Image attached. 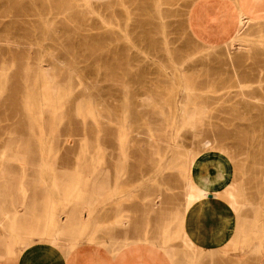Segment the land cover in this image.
Returning <instances> with one entry per match:
<instances>
[{
  "label": "rangeland",
  "instance_id": "obj_1",
  "mask_svg": "<svg viewBox=\"0 0 264 264\" xmlns=\"http://www.w3.org/2000/svg\"><path fill=\"white\" fill-rule=\"evenodd\" d=\"M235 33L223 0H0V227L13 218L0 239L31 243L19 218L42 191L46 227L57 207L67 217L52 243L264 264V20ZM210 156L229 162L237 227L205 251L184 216L206 196L192 171Z\"/></svg>",
  "mask_w": 264,
  "mask_h": 264
},
{
  "label": "crops",
  "instance_id": "obj_2",
  "mask_svg": "<svg viewBox=\"0 0 264 264\" xmlns=\"http://www.w3.org/2000/svg\"><path fill=\"white\" fill-rule=\"evenodd\" d=\"M252 2L253 0H244V5L241 6L236 0H223L226 13L231 24L234 25V32H236L233 37L237 34L238 23L242 16L254 20L263 18L264 12L259 16L254 14ZM189 18L188 14L186 26L192 39L199 44L207 45L195 34ZM199 160L193 168L192 177L199 186L206 190V196L192 203L186 211L184 230L193 243L203 250H220L232 240L237 227V216L234 209L221 196L232 178V172L228 168L229 162L221 157L210 156L204 159L199 158ZM216 164H220L221 169L216 168ZM41 192L35 198L36 205L21 209L19 218L22 223L21 228H23L20 229L21 232H26L29 230L30 224L33 225L34 235L31 243L25 246H16L12 243L13 245L10 246V242L4 236L3 239H0V264H178V260L176 262L173 257L181 256L182 249L179 248L173 252L174 250H166L161 247L159 243L152 245L137 242L118 249L111 243L81 241L71 247L67 236H62L60 241L52 243L47 235L56 231L59 227L57 225H63L67 217L62 209H59L60 207H57L59 210H53V212L51 210L49 214L54 216L55 226L47 228L45 224L47 213L46 207L42 203ZM13 211L11 208L10 212ZM26 213L30 215L28 218L30 221L26 220L25 222L24 215ZM71 213H75L79 219V210ZM11 220L13 218L8 217L3 222V226L12 225ZM3 226L0 227V230L4 229ZM159 240L160 238H158Z\"/></svg>",
  "mask_w": 264,
  "mask_h": 264
},
{
  "label": "bare ground",
  "instance_id": "obj_3",
  "mask_svg": "<svg viewBox=\"0 0 264 264\" xmlns=\"http://www.w3.org/2000/svg\"><path fill=\"white\" fill-rule=\"evenodd\" d=\"M238 3H242L244 0H236ZM258 0H253V2H252V10L254 11V14L255 15H257V16H259L261 13L260 12H256V9H257V7H260V6H257L258 5ZM263 2V1H262ZM226 4V3H225ZM243 4H244V2H243ZM260 4V3H259ZM242 5V4H241ZM225 6V5H224ZM232 8V7H231ZM230 8V9H231ZM229 10V9H228ZM242 12V11H241ZM229 13V12H228ZM233 13V12H232ZM240 15H241V13H240ZM260 20H264V15H263V18H261ZM259 19H257V20H254L253 18H246V17H241L240 18V20H239V23H238V29H237V32H240L247 24H249L250 22H253V21H260ZM237 21H238V19H237ZM236 23V22H235ZM260 26V25H259ZM236 27V26H235ZM238 41V40H237ZM240 41V40H239ZM241 41H244V39H241ZM247 42V41H246ZM252 42H253V40H252ZM254 42H256V40L254 41ZM258 42L259 43H262V42H264V34L263 35H260L259 37H258ZM231 43V42H230ZM242 43V42H241ZM232 44V43H231ZM233 45V44H232ZM234 46V45H233ZM213 47V46H212ZM263 83H262V81H261V85H262ZM262 89H264V87H261ZM224 91V90H223ZM211 92V91H210ZM223 94H225V93H223ZM245 94H247V93H245ZM248 95H255V96H257L258 95V93L257 92H248ZM220 96V95H219ZM243 96V95H242ZM221 97H223V96H221ZM209 99V98H208ZM227 102V101H226ZM224 104V103H223ZM232 107V106H231ZM208 109V108H207ZM202 120V119H201ZM202 122V121H201ZM228 126V125H227ZM258 140V139H257ZM223 145V144H222ZM10 158H16L15 156H12V157H10ZM2 170V172H5V170L4 169H1ZM6 182L7 183H10L11 182V180L9 179V178H6ZM99 188V187H98ZM95 191V190H94ZM99 194V193H98ZM153 245V244H152Z\"/></svg>",
  "mask_w": 264,
  "mask_h": 264
}]
</instances>
